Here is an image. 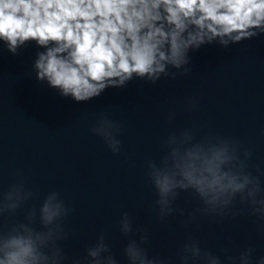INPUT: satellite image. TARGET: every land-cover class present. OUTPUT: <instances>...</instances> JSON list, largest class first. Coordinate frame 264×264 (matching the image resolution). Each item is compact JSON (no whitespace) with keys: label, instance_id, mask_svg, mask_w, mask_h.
Returning a JSON list of instances; mask_svg holds the SVG:
<instances>
[{"label":"clouds","instance_id":"1","mask_svg":"<svg viewBox=\"0 0 264 264\" xmlns=\"http://www.w3.org/2000/svg\"><path fill=\"white\" fill-rule=\"evenodd\" d=\"M261 33L264 0H0V38L13 53L18 42L30 40L47 48L35 64L37 79L46 78L77 103L123 88L134 78L155 83L166 64L180 66L190 47L199 50L216 38L226 45L224 37L241 42ZM188 156L201 160L202 171L197 178L187 162L183 174L202 193L216 186L243 187L220 172L226 159L222 151L208 158L190 150ZM157 183L168 191L169 177ZM43 213L46 221L56 215L49 204ZM40 259L34 241L18 236L5 242L0 264H38Z\"/></svg>","mask_w":264,"mask_h":264}]
</instances>
